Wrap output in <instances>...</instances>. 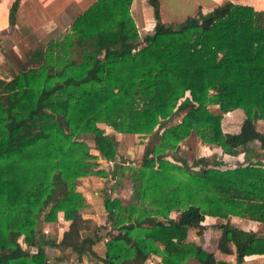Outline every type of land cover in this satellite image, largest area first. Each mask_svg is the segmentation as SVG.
<instances>
[{"label": "trees", "instance_id": "obj_1", "mask_svg": "<svg viewBox=\"0 0 264 264\" xmlns=\"http://www.w3.org/2000/svg\"><path fill=\"white\" fill-rule=\"evenodd\" d=\"M18 2L8 5L9 25ZM130 2L95 0L68 32L29 52L35 64L8 76L0 70V264H58L63 255L51 258L46 247L77 259L94 253V239L80 231L84 196L75 179L106 175L78 139L81 133L92 134L99 157L115 158V145L98 122L121 132L160 130L132 175L130 200L103 197L110 227L104 264H142L149 254L161 264H182L187 257L242 264L246 255L264 254V232L225 220L234 215L264 223V132L256 126L264 118V10L224 0L163 22L158 0H147L155 21L139 37ZM185 97L184 113L166 125ZM235 108L244 115L239 128L223 132L221 115ZM191 131L224 153L242 148L244 162L221 168L206 159L190 165L169 160L168 152ZM250 141L259 152L247 147ZM111 164L113 176L120 163ZM44 207L45 219L59 212L67 221L57 240L37 228ZM206 215L222 219L213 223L215 249L233 254V261L186 239L188 228L202 229Z\"/></svg>", "mask_w": 264, "mask_h": 264}, {"label": "rangeland", "instance_id": "obj_2", "mask_svg": "<svg viewBox=\"0 0 264 264\" xmlns=\"http://www.w3.org/2000/svg\"><path fill=\"white\" fill-rule=\"evenodd\" d=\"M94 1L95 0H86L85 2H80L79 5L74 3L70 7L68 6L69 4H67L66 6L69 9L68 11L66 10L67 12L62 11L61 13H57L56 15L54 14L50 17V14L54 13L56 9L51 8L48 12H46L47 15L46 13L44 14L43 9L46 5H48V2H43V0H27L25 7L27 6L28 10H33V12H29L31 15L26 20L19 18L17 26L14 27V24L10 25L7 32L10 40L7 37L4 41H1V43L2 48L5 49L6 55L9 57L8 59L12 62V64L8 63V65H5L4 68H1L0 70L5 72V75H9L11 71H18L20 67H27L35 64V62H32L28 58L29 52L35 48H45L50 41L56 40L64 33L68 32L70 30L69 27L72 20ZM197 3V5L202 8L200 0ZM162 5L164 7V11L166 12V17L164 18L173 19L167 22L183 20V18L178 19L177 15H179V7L173 0H164ZM142 6H144V4ZM148 7L149 13L147 10H143V8L140 9V4L132 5L130 2L128 7L139 37H143L146 33H150L153 29L152 23L149 24L148 22L147 24H144L142 22V19L145 20V18L153 19L152 8L151 6ZM67 13H69V15ZM192 14H194V12L189 15ZM15 43V48H12L11 45ZM183 100L184 106L176 108L171 118L165 120L166 125L177 122L184 113L187 108L186 101L188 99L185 97ZM206 106L209 110L214 112L217 111V106L214 104H207ZM243 116V112L240 108H235L223 113L220 120L222 131L236 132ZM97 125L115 145V158L112 161H106L104 157H99V152L94 149L92 134L81 133L78 136V139L83 140L87 146H89L90 152L96 154L97 158L95 161L98 164L97 167L104 169V171H106V175L89 173L78 176L75 179V188L84 196V205L81 209V212L83 213V220L80 225V231L82 235H88L94 239L90 242L91 250H93L94 253L84 255L81 259H77L75 254L72 252H65L62 249L55 250L52 247H46L45 252L51 258L59 253L63 255V259H61L58 264H104L101 259L104 256V242L107 239L110 227L105 217L106 211L102 202L103 197L107 196L110 198H119L122 203H127L130 200L132 194V175L136 167L140 164L142 156L151 154L154 144L158 142L160 133L157 126H155L149 133L138 134L133 132L117 131L103 122H98ZM256 126L259 130L264 132V118L258 119L256 121ZM247 147L254 152L260 151L257 143L253 141H250ZM167 158L173 161L175 159L177 163H181L178 158H182L189 165L193 161L197 160L202 162L206 159L209 163H213L218 167L224 168L244 162V152L243 149L239 147L236 154L224 153L218 145L203 141L198 134L191 131L187 136L178 142L176 149L174 148V150L168 152ZM114 161L120 163V168L118 172L112 176L110 175L112 167V164L110 163H113ZM46 210L47 207H44L36 214L37 228L43 231L46 236L57 240L62 235V232L67 228L65 223L66 220L61 217L59 212H56L54 218L47 220L45 219ZM176 213L177 211L172 209L169 214L174 217ZM218 218L219 217L215 219L214 217L208 215L205 220L207 222H204L205 224L202 229L194 227L188 228L186 239L193 241L194 244L202 247L208 251V253H213V255L217 258L223 259L225 257V260H230V255H221L216 252L214 247L218 230L212 223L217 222ZM235 219V217L229 215V217L225 220L234 222ZM198 231H200V233H198ZM18 240L21 245L25 247L21 236L18 237ZM30 250H34V248L31 247ZM147 258L148 259H145L143 262L144 264H161L160 257L156 254H149ZM252 262L253 260L246 261L247 264H252ZM253 263H257V261ZM182 264L200 263L195 257H187Z\"/></svg>", "mask_w": 264, "mask_h": 264}, {"label": "crops", "instance_id": "obj_3", "mask_svg": "<svg viewBox=\"0 0 264 264\" xmlns=\"http://www.w3.org/2000/svg\"><path fill=\"white\" fill-rule=\"evenodd\" d=\"M10 1L11 0H0V69L4 68V66L8 65V63L12 64V62L9 61L7 55L4 54L5 49L2 48V43H1V41H4L5 38L8 37L7 32L10 28V25L8 23V5H9ZM40 1H42V0H40ZM85 1L86 0H43V2H48V5H46L43 9L44 14L46 12H48L51 8L56 9V10L54 13L50 14V17L53 16L54 14L56 15L57 13H61L62 11L67 12L69 10L68 7L66 6L67 4H69L68 6L70 7L74 3H77L76 5H79L80 2H85ZM163 1L164 0H158L159 16L161 18V21L166 22L169 20H173L171 18H169V19L164 18V17H166V12L164 11V7L162 5ZM170 1H172V0H170ZM173 1L179 7V10H178L179 15H177L178 19H182L186 15H189V14L195 12L197 10V8L199 7V5H197L198 4L197 2L199 0H173ZM222 1H224V0H200V3H202V9H209V8L221 3ZM230 1L233 3H241V4L250 5L256 10H264V0H230ZM25 4H27V0H19L16 11L14 13V18H13L14 19V21H13L14 27L17 26V21L19 18L26 20L31 15V13H29V12H33V10H28L27 6L25 7ZM131 4L132 5L133 4H140V9L143 8V10H147L149 13V9H148L149 7L148 6H150V5L148 4L147 0H132ZM141 4L142 5L144 4V6H142ZM69 13H67V14L69 15ZM46 15H47V13H46ZM153 20H154V17H153V19H151V18L146 19L145 18V20L142 19V22L144 24H147L149 22V24L152 23L154 25L155 20L154 21ZM9 40H10V38H9ZM15 46H16V43L11 45L12 48H15ZM231 216L235 217L236 219L234 222H232V221H230V222L232 224L238 226V227H241L243 229H251V230L258 231V232H264V223H260V222L254 221V220H250V219H246V218H242V217H238V216H234V215H231ZM206 217H208V215H206L202 221V228L204 227V224H205L204 222H207V221H205ZM211 217H214V216H211ZM214 218L216 219L217 217H214ZM217 220L220 221L222 219L218 218ZM65 223L67 225V221H65ZM194 228H196V227H194ZM217 235H216V239H217ZM214 247H215V244H214ZM216 252L221 254V255H225V256L230 255V257H229L230 260H228V261H233V258H234L233 254H223V253L218 252L217 250H216ZM215 258H217V257H215ZM146 259H148V258H146ZM223 259H226V258L224 257ZM249 260L250 261L253 260V262L257 261V263L252 262V264H264V254L246 255V256H244L242 264H245L246 261H249ZM142 264H144V263H142Z\"/></svg>", "mask_w": 264, "mask_h": 264}, {"label": "built area", "instance_id": "obj_4", "mask_svg": "<svg viewBox=\"0 0 264 264\" xmlns=\"http://www.w3.org/2000/svg\"><path fill=\"white\" fill-rule=\"evenodd\" d=\"M111 164V163H110Z\"/></svg>", "mask_w": 264, "mask_h": 264}]
</instances>
